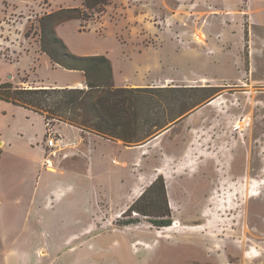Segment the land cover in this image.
<instances>
[{"label":"rangeland","instance_id":"374dc122","mask_svg":"<svg viewBox=\"0 0 264 264\" xmlns=\"http://www.w3.org/2000/svg\"><path fill=\"white\" fill-rule=\"evenodd\" d=\"M2 1L0 38L17 37L13 24L30 15L33 46L48 15L84 8V0ZM191 1L110 0L101 15L55 27L74 55L109 53L119 64L123 52L152 63L154 70L123 75L128 86L142 79L133 84L144 92L135 94L140 107L168 122L139 144L109 140L101 152L106 167L99 159L89 170L85 156L74 155L79 177L68 184L71 195L38 204L33 229L14 248L17 264H264V0ZM251 52L258 56L254 69ZM47 61L26 59L21 66L33 63L23 73L0 58V83L77 79ZM182 98L193 107L176 102ZM216 100L221 107L209 106ZM159 177L171 219L166 227L130 212Z\"/></svg>","mask_w":264,"mask_h":264},{"label":"crops","instance_id":"0c3cea01","mask_svg":"<svg viewBox=\"0 0 264 264\" xmlns=\"http://www.w3.org/2000/svg\"><path fill=\"white\" fill-rule=\"evenodd\" d=\"M184 1L185 5L189 2L191 7V0ZM201 1L204 0H195L196 4H201ZM210 1L212 2V0ZM2 2L0 0V6ZM31 6L30 2H28L26 7L31 8ZM16 8L19 7L16 5ZM21 18L22 21L18 22L17 25L13 24V28H19L17 37L13 35L9 39L0 38V45H3L0 47H2V52H4L0 58L11 63L13 68H15V64L18 67L20 66V70L23 73H26L27 69L30 70V66L33 63L28 62L27 67L21 66L25 65L23 63H25L26 59H47L49 61L47 63L52 69L62 70L65 75L74 76L77 79L71 83H60L56 80L41 81L40 83V81L23 82L20 78L18 83L12 81V85L15 88L26 89H85L86 78L84 73L54 66L47 55L41 51L40 41L35 42L34 46L29 42L27 32L31 25L30 18L32 16ZM206 33L203 36L208 40L211 36ZM244 36L246 37V34ZM251 41L253 42V40ZM122 53L118 57L120 60L119 64L114 59V56L109 53L106 54L113 68L115 86L125 89L137 88L138 86L133 84L142 79L135 76L133 80H129L130 86H128L123 72L132 70L137 75L139 73L143 74L149 69L154 70L153 64L150 63L145 66L142 62H138L128 55L124 56L125 53ZM84 56H96V54H86ZM257 57L255 53L251 52L252 69L255 68V59ZM117 64L120 67L119 69ZM13 78V76H9L8 80ZM7 83L8 81L6 80L0 84ZM59 124L61 125L59 130L50 129L49 124L40 114L0 100V164L3 166V169L0 166V264H17L15 261L16 254L13 252L14 248L17 245V241H20L19 243L25 241V235L22 232L33 229L31 215L37 213L38 204H43L49 196L52 200L56 194H60L64 198H68L71 195L68 184L74 178L77 181L79 177L75 168L80 161L74 155L82 154L85 156L87 160H82V162L84 165H88V169L92 171L95 169L99 159H102V162L98 163H103L104 167L108 164V159L101 155V152L102 149H106V143L111 141L92 133L83 132L81 129L66 123ZM53 133L62 136L63 148L67 149L66 152L74 157L61 160L57 150L48 149L46 136ZM80 142H83L84 146H86V151L83 149L74 151L75 148L72 145H80ZM118 142L121 143V141ZM114 144L118 148L120 147L118 143ZM138 147L140 148L141 146ZM6 159H9L10 166L3 164Z\"/></svg>","mask_w":264,"mask_h":264},{"label":"trees","instance_id":"16d2710c","mask_svg":"<svg viewBox=\"0 0 264 264\" xmlns=\"http://www.w3.org/2000/svg\"><path fill=\"white\" fill-rule=\"evenodd\" d=\"M109 5L110 0H84L83 9H62L48 15L47 23L41 26V51L49 57L54 66L84 73L85 89H26L2 84L0 100L40 114L48 124L50 121L66 123L83 132L107 140L121 141L125 145L139 144L153 135L152 129H163L168 121L162 116V112L155 113V118H152L154 116H151L150 108L144 111L140 107L135 94L144 92L115 86L113 68L107 57L74 55L56 35L55 27L58 25L73 20L88 21L94 18L95 14L105 13ZM180 90L196 92L198 89ZM176 102L193 107L186 98ZM176 104H170V110ZM162 107L157 105L155 108ZM147 127L149 129L145 134H139ZM154 192H158L157 198H153ZM167 205L166 186L163 178L159 177L130 208V212L153 219L151 223L154 226L166 227L171 225Z\"/></svg>","mask_w":264,"mask_h":264},{"label":"built area","instance_id":"2783aa9c","mask_svg":"<svg viewBox=\"0 0 264 264\" xmlns=\"http://www.w3.org/2000/svg\"><path fill=\"white\" fill-rule=\"evenodd\" d=\"M47 147L50 150H57L59 154L63 156V158H68L70 156L69 153L66 152L67 149L63 148L62 145V139L59 135L57 134H49L47 138ZM73 148H76L77 145L73 144Z\"/></svg>","mask_w":264,"mask_h":264},{"label":"bare ground","instance_id":"6f19581e","mask_svg":"<svg viewBox=\"0 0 264 264\" xmlns=\"http://www.w3.org/2000/svg\"><path fill=\"white\" fill-rule=\"evenodd\" d=\"M223 104V102L221 101V100H216V101H213V102H211L210 104H209V106H212V107H215V108H217V107H221V105ZM170 187V186H169ZM168 192H169V190H168ZM170 194H171V192H170ZM170 196V195H169Z\"/></svg>","mask_w":264,"mask_h":264},{"label":"water","instance_id":"95a60500","mask_svg":"<svg viewBox=\"0 0 264 264\" xmlns=\"http://www.w3.org/2000/svg\"><path fill=\"white\" fill-rule=\"evenodd\" d=\"M209 103H211V102H209ZM209 103H208V104H209ZM159 136H160V135H157L156 137H154V139L157 138V137H159Z\"/></svg>","mask_w":264,"mask_h":264}]
</instances>
